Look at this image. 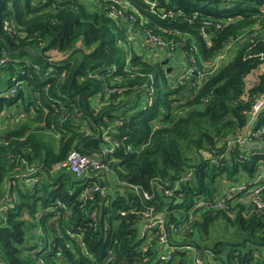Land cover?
Returning a JSON list of instances; mask_svg holds the SVG:
<instances>
[{
  "label": "trees",
  "instance_id": "1",
  "mask_svg": "<svg viewBox=\"0 0 264 264\" xmlns=\"http://www.w3.org/2000/svg\"><path fill=\"white\" fill-rule=\"evenodd\" d=\"M261 3L1 0L0 31L16 53L1 42L0 61L9 59L0 62V204L7 193L13 202L4 212L7 220L0 210V264H194L207 251L218 264H264V213L241 203L210 212L178 239L171 236L195 246L196 254L182 250L164 260L151 248L139 251L145 207L157 205L172 226L184 214L172 209L187 210L193 196L240 182L241 170L255 176L264 159L256 154L264 147L255 146L264 135L246 146L245 159L235 140L233 153L219 158L264 92V75L247 86L249 74L264 63ZM113 5L122 11L118 17ZM179 9L183 14L170 13ZM151 34L161 36L162 44L151 46ZM232 37L238 41L231 57L216 71H205L203 64L213 62ZM127 42L132 52L126 54ZM175 53L187 64L183 68L190 55L197 58L204 72L198 87V74L181 78V63L170 71L164 66ZM146 91L152 104L143 109ZM257 124L264 125V110ZM114 142L117 148L102 152ZM73 148L110 164L106 173L113 172L116 183L104 198L90 194L89 184L80 186L67 169H57ZM30 169L40 179L35 193L19 175ZM189 170L193 177L174 190L184 203L158 190V181H169L172 190ZM218 177L228 185L221 188ZM59 201L68 212L48 224L54 215L46 212ZM215 221L235 226L238 238L202 244L200 232Z\"/></svg>",
  "mask_w": 264,
  "mask_h": 264
},
{
  "label": "built area",
  "instance_id": "2",
  "mask_svg": "<svg viewBox=\"0 0 264 264\" xmlns=\"http://www.w3.org/2000/svg\"><path fill=\"white\" fill-rule=\"evenodd\" d=\"M91 1H98V0H91ZM117 3L121 2V0H113ZM153 5L156 7L159 5L158 2H154ZM261 11L264 14V0H262V3L260 4ZM111 13L118 17L122 14V11L116 6L113 5L111 9ZM170 13L175 14L176 16H179L183 14L182 10L178 11H170ZM224 21L230 22V17H225ZM223 21L217 22V27H222ZM10 25V21H5V27L7 28ZM257 29L260 28V25L256 26ZM206 30H209L208 27H206ZM162 37L156 34H151L148 38V41L150 42L151 46H156L158 44H162L161 41ZM238 40L234 37L231 38V41L228 42L225 47L222 49V51L215 57L213 62L210 64H201L204 65L205 71H216L220 66L222 65L231 57L232 50L234 49V44ZM195 46V45H194ZM9 58L6 57L0 62L3 63L4 61L8 60ZM21 61H27V59H23ZM190 64L187 66V68H183L182 71L183 74H181V78L189 75H199V80L197 83H195L196 87L200 85L202 82L204 72H202L199 69V65L197 64L198 60L193 55H190ZM187 65V64H184ZM260 68V69H259ZM254 73H250L247 86L251 87L253 83L258 81V77L260 75H264V63L259 67ZM187 72V74L185 73ZM16 88L12 89V94L15 92ZM148 92L145 95V98L147 99L146 102L143 104V109H147L148 105L152 104L151 101V93H153V90L146 91ZM161 108V107H160ZM162 109V108H161ZM264 110V92L261 93L260 96H257L256 101L252 104L251 111L249 113V123L242 129L241 132H239L236 135V139L233 138L229 142V147L227 148V153H223L219 156V158H225L226 155H230L234 151V147L231 143L235 140L242 146V152L240 153L239 157L245 159L246 154L245 151L247 149L248 144H254L255 141H259L263 135H264V125H258L257 124V118L261 116L262 111ZM122 122L117 121L116 125H120ZM157 120L154 121V126H156ZM116 142H114L110 149L104 148L102 150L103 153H108L112 150H114L116 147ZM264 144V143H261ZM256 154H259L264 157V149L257 150ZM210 156V155H209ZM208 156V157H209ZM65 168L68 171H70L72 174H74L77 178H79L84 183H88L89 185V193L91 194L93 191H97L102 195L104 198L107 194V189L110 188L109 183L110 180L106 179L104 175H106V172L108 169H110V164L105 161V158H101L97 155H89L86 154L77 148H73L66 160L61 163L57 169ZM21 177V184L26 187L31 192L35 193V186L39 185L40 179L36 177L32 171V169L28 170L27 172L20 173ZM255 176L250 177L246 182H238L235 184H230L227 186L226 189H224L222 192H215L212 195L207 194H200L192 197V202L187 205L188 209L181 210V209H172V213L176 212H184L182 218L180 220H177L175 224L172 226H169L168 219L165 216L163 212L159 210V207L155 204L149 205L144 208L142 211V221H141V230H142V246L139 247V251H145L151 248L152 250H156L158 252V256L164 260H170L172 257L175 256V253L177 251L182 250H190L193 252V254H196L198 252L197 248L192 246L191 244L187 245H181L180 242L173 241L171 239V236H174L175 238H179V235L181 233H184L187 230L194 231V225L196 222L202 223V220L210 214V212H216V211H231V208L235 204H245L247 207L253 206L256 207L261 213H264V159L260 161V164L258 168L256 169ZM193 177L192 170H189L183 177H181L179 180L176 181L175 187L170 190L168 188L169 181H158L157 182V188L159 191H163L165 195L167 196H176L175 201L178 203H184V200L181 196H178L174 194V190L178 189L182 181L184 180H190ZM106 180L107 187L101 186V179ZM39 183V184H38ZM163 196V194H161ZM145 196L147 198H150V195L148 193H145ZM0 204V210L2 211V215L4 220H7V213H4L9 206L12 205L13 197L10 195V193H7L1 201ZM68 206L66 203L59 201L57 205L51 207L46 213L50 215H54L53 218L55 221L57 218L61 215L63 211L68 212ZM43 213H40L41 215H46ZM92 216L97 217V211L93 210ZM48 217V219H50ZM156 247V248H155ZM35 251V250H34ZM212 254L208 251L206 252L205 256L198 255V258L196 259V262L194 264H218L215 259H212Z\"/></svg>",
  "mask_w": 264,
  "mask_h": 264
},
{
  "label": "rangeland",
  "instance_id": "3",
  "mask_svg": "<svg viewBox=\"0 0 264 264\" xmlns=\"http://www.w3.org/2000/svg\"><path fill=\"white\" fill-rule=\"evenodd\" d=\"M134 41H137V40H134ZM193 45H195V43H193ZM131 52H132L131 42H127V52H126V54L127 53H131ZM168 58H170L171 61L170 62H167V63H164V66L165 67H167V68H171V67L172 68H175L176 67L177 68L178 65H179V63H181L180 69L183 68L184 65H183L182 62H180V57H179V55L177 53L171 54ZM166 59H167V57L164 60H166ZM162 60H160V61H162ZM141 103L144 104L145 101L143 100V101H141ZM187 154L191 158L192 157L193 158L197 157L196 153H194V152H190L189 151V152H187ZM201 154H203V152ZM62 171H65V170H62ZM237 178H238V181H240V182H246L250 177H249V174L247 172H244V171L241 170V173H238ZM109 180H110V183H111L110 188H114L115 187L114 185L116 183V178H115V176H114L113 173L109 176ZM217 182H218L219 186L221 185V188L224 187L225 185L234 183V182H231V183L225 184L223 182V184H222V178L221 177H218L217 178ZM83 184H84L83 181H80L79 182V185L80 186H83ZM226 188H224V189H226ZM122 189H123V187L121 189H117V192L118 191L119 192H122ZM108 201H110V198L108 199ZM52 221H55V219L53 217H51L48 220L47 223L50 224ZM235 238L236 239L238 238V230H237V228L235 226H233L230 223H226L224 221H222V222L221 221H215V223H213L210 226L209 231L205 232V230L202 229V232H200V238H199V240L204 245L205 244L214 245V243L216 241H219V240H227V241H229V240H234Z\"/></svg>",
  "mask_w": 264,
  "mask_h": 264
},
{
  "label": "water",
  "instance_id": "4",
  "mask_svg": "<svg viewBox=\"0 0 264 264\" xmlns=\"http://www.w3.org/2000/svg\"><path fill=\"white\" fill-rule=\"evenodd\" d=\"M0 1H1V0H0ZM0 23H1V22H0ZM207 31H208V30H207ZM1 42H4V44H6V46H7V48H8V50H9L10 53H12V54L16 53V51H11V49H10V47H9V45H8V43H7V41H6V39H5V37L2 35V33H1V31H0V51H1ZM167 62H168V59L163 60V63H167ZM167 70L170 71L171 68H168Z\"/></svg>",
  "mask_w": 264,
  "mask_h": 264
},
{
  "label": "crops",
  "instance_id": "5",
  "mask_svg": "<svg viewBox=\"0 0 264 264\" xmlns=\"http://www.w3.org/2000/svg\"><path fill=\"white\" fill-rule=\"evenodd\" d=\"M168 62H170L169 60H168ZM171 70H172V67H171ZM4 125V124H3ZM255 146H261V147H263L264 146V144H259V145H255ZM109 172H110V170H109ZM113 172H111V174H112ZM110 173L108 174V173H106V175H104V177L106 178V179H109V176L111 175Z\"/></svg>",
  "mask_w": 264,
  "mask_h": 264
},
{
  "label": "clouds",
  "instance_id": "6",
  "mask_svg": "<svg viewBox=\"0 0 264 264\" xmlns=\"http://www.w3.org/2000/svg\"><path fill=\"white\" fill-rule=\"evenodd\" d=\"M259 147H261V146H259ZM264 147V146H263Z\"/></svg>",
  "mask_w": 264,
  "mask_h": 264
}]
</instances>
